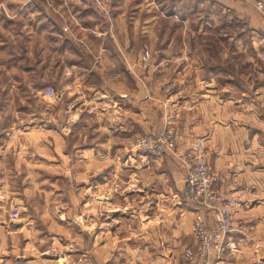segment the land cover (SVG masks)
Returning a JSON list of instances; mask_svg holds the SVG:
<instances>
[{"label": "crops", "instance_id": "1", "mask_svg": "<svg viewBox=\"0 0 264 264\" xmlns=\"http://www.w3.org/2000/svg\"><path fill=\"white\" fill-rule=\"evenodd\" d=\"M146 1L108 0L110 18L98 12L81 24L49 16L42 77L58 87L46 109L58 107L57 127L44 112L41 125L26 132L0 129V191L7 194L14 182L6 168L27 174L24 187L33 184L29 171L36 165L58 168L65 184L90 190L89 247L78 243L89 250L90 264H188L183 252L192 245L197 209L186 200L184 168L172 156L156 159L132 148L136 137L168 124L180 152L203 139L218 188L237 203L230 236L236 248L199 264H264V18L254 7L258 0H157L165 17L148 16ZM205 6L196 19V8ZM225 15L236 31L211 40L212 23ZM211 41L230 47L216 57ZM183 42L191 51L182 63L176 58ZM148 43L150 64L144 61ZM23 137L19 147L16 138ZM10 194L0 200V264L77 263L80 255L68 254L61 226L34 224L51 212L36 214L26 195ZM63 202L54 216L66 225ZM132 203L138 209L125 211Z\"/></svg>", "mask_w": 264, "mask_h": 264}, {"label": "rangeland", "instance_id": "2", "mask_svg": "<svg viewBox=\"0 0 264 264\" xmlns=\"http://www.w3.org/2000/svg\"><path fill=\"white\" fill-rule=\"evenodd\" d=\"M104 1V7H99L97 0H0V129L8 128V126H17L18 130L26 132L24 129H31V126L41 125L44 112L47 117L50 115L52 119H55L56 122L54 123L53 120L52 126L57 127V118L59 115L58 107H52L49 114L46 112V109H50L48 108L47 103L58 97V87L56 84H48L42 77V59L44 54L43 38L49 35L44 27L48 24L47 19L49 16L56 19L58 17L61 19V22L65 24L68 20H73L76 24H81L78 22L80 18L85 17L90 19V17H94V14H98V12H100L104 19L110 18L111 15L107 7L108 0ZM185 1L186 0H183V2ZM195 1L198 3L204 2V0ZM157 2V0L146 1V7H152L148 8L147 15L154 16V14L159 13L160 16L164 15L165 17V12L167 11H161L157 4H155ZM197 8L195 17L200 20L204 17L205 13L203 12H206L205 9H207V7H201L199 12ZM203 8H205L204 11L202 10ZM174 18L177 19L176 17ZM226 18L227 15L223 16L221 20L212 23L213 27H211L209 31L212 36L211 40H215V38H213L215 35H223L224 33L228 34L236 31L235 26H226ZM67 29L68 28H66V30ZM27 38L29 39L26 40ZM186 44L188 45L186 42L182 43V47L180 48L184 53L181 56H178L176 61L183 63L188 60V57L190 56V52L188 51H191V49H189ZM196 44L199 45V43ZM210 44L212 46L213 54L216 57L218 55L220 56V52L227 50V48L230 47V43L226 42L218 43L217 41H211ZM147 50L149 51L150 56L147 60L144 59V61L150 64L153 59V50L149 43L146 45L144 52ZM262 54L261 57H264ZM10 66H12V68ZM26 68H31L30 70L32 71L27 72L25 71ZM47 89H52L53 92L51 96L45 94ZM165 127L174 131V137L171 143V148L174 153L168 156L174 157L177 162H179L178 164L176 162V165H179L178 167L181 170L183 167L182 161L184 160V156L191 152V148L194 145H192L187 151H178L176 129L168 124ZM20 132L21 131H19V133ZM16 141L18 142L17 145H19V147L25 146L26 144L25 137L16 138ZM132 143H134V140ZM37 156L38 155H36V157ZM151 157L156 158L154 156ZM161 158L163 159V157ZM5 163L8 167L10 166L9 159H7ZM209 166L217 175V172L210 163ZM5 170H8V173H11L10 176L14 177V182L8 187V195L5 192L0 191V194L5 198L4 200L11 196L10 192H13L16 194L12 195H16L17 197L19 195H26L36 214L41 209L49 210L51 216H45L44 218L37 216L34 219V224L40 226V229H42V227H45L46 229V226H49L51 230L60 229L59 226H61V231L65 233H62V242H66V249L68 250L66 251L68 254L71 252L72 255L75 253L80 255L76 258L78 260L77 263H74L90 264L89 250L78 245V243L82 241L85 247H89L87 245H89L91 238L90 190L85 186L82 187L83 189L78 190V188L81 187L73 186L68 182L65 184L60 180V171L58 168L47 170L42 168V166L36 165L34 170L29 171L30 177H34V182L27 187H24L21 179L22 174L27 176L23 170L19 171L13 169L12 171L10 168H6ZM68 173L70 172L68 171ZM2 176L3 178L8 176L6 171H4ZM3 178L1 177V179ZM216 187L219 189L218 185ZM25 188L27 189L24 194H20ZM185 193L187 200L186 186ZM64 199L67 200L66 225L62 224L63 222L59 223L60 219L54 216L58 210L63 209ZM80 199L83 201L82 204L78 203ZM113 204L114 203H112V208L115 209ZM117 204L120 205L121 203ZM75 205H79L80 211L76 210ZM106 205L107 203L105 200H100V209H103L104 207L106 208ZM14 207L15 206H13V209H10V212L18 210V207ZM127 209L125 211L137 210V203H132ZM80 214H82L83 217H79ZM12 218L16 219L18 217L14 214V217ZM104 219L105 217L102 216L99 220L100 222H103ZM63 227L66 228V230L63 229ZM80 231H84L83 235H81ZM191 236L193 247L197 241L194 238L192 231ZM229 236H231V234H229ZM183 256L185 257L184 252ZM74 258L75 256H72V259ZM187 263L189 264L188 261ZM199 263L200 261L197 264Z\"/></svg>", "mask_w": 264, "mask_h": 264}, {"label": "built area", "instance_id": "3", "mask_svg": "<svg viewBox=\"0 0 264 264\" xmlns=\"http://www.w3.org/2000/svg\"><path fill=\"white\" fill-rule=\"evenodd\" d=\"M99 7H104V0H97ZM254 7L264 18V0H258ZM261 43L264 47V30L261 31ZM150 56L147 50L144 59ZM52 89H47L45 94L52 95ZM174 131L164 127L162 130L151 128L143 135L138 136L132 148L144 151L156 158L165 157L174 153L171 148ZM209 152L203 146V139H198L186 156H184V181L187 189V200L197 209L192 225V233L197 243L185 248V259L189 264H197L210 255L220 259L226 249H235L236 244L230 239L233 232V217L236 201L226 199L217 189L218 177L208 163ZM0 200H4L0 194ZM18 216V210L14 211ZM211 214L212 219H209ZM213 220V221H212Z\"/></svg>", "mask_w": 264, "mask_h": 264}]
</instances>
